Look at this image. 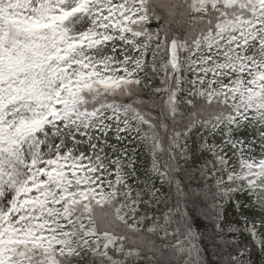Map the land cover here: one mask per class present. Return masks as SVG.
Listing matches in <instances>:
<instances>
[{"label":"trees","instance_id":"obj_1","mask_svg":"<svg viewBox=\"0 0 264 264\" xmlns=\"http://www.w3.org/2000/svg\"><path fill=\"white\" fill-rule=\"evenodd\" d=\"M76 23L134 51L123 84L100 87ZM245 124L264 142V0H0V180L39 135L102 130L87 171L29 173L0 212V264H264V164L231 139ZM233 196L255 219L222 232Z\"/></svg>","mask_w":264,"mask_h":264},{"label":"rangeland","instance_id":"obj_2","mask_svg":"<svg viewBox=\"0 0 264 264\" xmlns=\"http://www.w3.org/2000/svg\"><path fill=\"white\" fill-rule=\"evenodd\" d=\"M158 2L165 6L168 0H158ZM176 9L173 7L171 9ZM73 30L80 39L77 44L84 46L89 41V45L82 49V58L84 61L96 66L95 75L97 82L102 89L109 87V85H120L126 81L127 75L124 71V66L127 65L129 70H132L131 61L134 57V51L122 47L118 41L113 42L114 32L110 28H90L87 23H76ZM169 57L172 62L176 60V53L173 47H170ZM82 58L79 61H82ZM77 65H72L70 75L75 79ZM90 84L83 85L82 88L90 89ZM44 88H48L49 82L43 83ZM117 98L114 96L110 99L116 98L118 100H125L128 93L119 92ZM94 105V104H93ZM105 127L110 125V121L104 122ZM69 130H58L50 136H38L34 141L32 151L25 153L18 161L12 164L2 163V173L0 180V212L4 210L8 202L14 197L18 200L26 196V188L30 183L28 176L31 171L37 170L45 178H49L59 164H63L68 169L72 165L74 169L88 170L89 164L102 152V130L99 126L91 130H84L81 127H73ZM232 141L239 147L241 159L249 166L258 167L264 164V142L261 143V138L254 135L248 124L242 125L231 135ZM212 139H208L207 143H211ZM182 143L179 146H183ZM124 154L128 157L132 152L128 149L124 150ZM105 165L108 168V178H102L100 196L103 198H110L114 195L113 192V172L115 170V155L112 149L108 150L106 155ZM227 154L221 155V160H225ZM34 162V166L32 163ZM227 164V163H226ZM39 185L46 188L47 184L41 182L37 178ZM223 177L218 179V183H223ZM228 192V191H227ZM234 202L235 208L232 204L226 203L221 207L220 216L217 221V228L222 232L234 230L239 228L241 219L243 222H252L255 217L253 214L246 212L245 204L246 198L233 196L231 199ZM100 224H105L108 227L110 223L102 221ZM239 260H249L245 254H241Z\"/></svg>","mask_w":264,"mask_h":264}]
</instances>
